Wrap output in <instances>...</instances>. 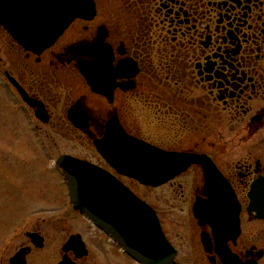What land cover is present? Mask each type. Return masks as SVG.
<instances>
[{"label": "flooded vegetation", "instance_id": "obj_1", "mask_svg": "<svg viewBox=\"0 0 264 264\" xmlns=\"http://www.w3.org/2000/svg\"><path fill=\"white\" fill-rule=\"evenodd\" d=\"M118 1L115 21L95 0L91 19H74L41 51L0 25V79L14 110L29 111L38 128L65 124L86 143L92 158H78L113 173L156 211L177 262L264 264V0ZM20 89L42 104L45 122ZM150 119L164 137L143 132L138 121ZM111 121L168 152L205 155L218 172L212 185L200 163L156 187L119 175L96 147ZM185 177L190 191L177 216L134 189L183 190L177 181Z\"/></svg>", "mask_w": 264, "mask_h": 264}, {"label": "water", "instance_id": "obj_2", "mask_svg": "<svg viewBox=\"0 0 264 264\" xmlns=\"http://www.w3.org/2000/svg\"><path fill=\"white\" fill-rule=\"evenodd\" d=\"M94 0H0V24L26 48L41 51L50 46L77 17L91 19ZM99 75V74H98ZM97 76V75H95ZM95 91L98 82L91 80ZM23 98L36 107L38 117L46 121L40 102ZM102 156L118 173L145 185L157 186L180 174L192 163L203 165L212 185L217 170L205 156L168 152L129 137L116 122L107 125L106 136L96 143ZM56 164L67 181L70 201L96 227L109 235L139 264H180L176 251L166 239L155 211L109 172L70 155H61ZM232 205V204H231ZM235 210L237 223L238 207ZM197 205L194 210L197 211ZM250 209L259 212L261 204L252 202ZM26 236L36 248H42L44 237L37 232ZM75 259L88 254L80 234H72L62 245V258L57 264H77ZM29 247H22L9 258V264H27Z\"/></svg>", "mask_w": 264, "mask_h": 264}, {"label": "rangeland", "instance_id": "obj_3", "mask_svg": "<svg viewBox=\"0 0 264 264\" xmlns=\"http://www.w3.org/2000/svg\"><path fill=\"white\" fill-rule=\"evenodd\" d=\"M98 3L102 5V12L109 8L111 19L115 21L119 1L98 0ZM6 51L5 46L0 50L4 59ZM0 67L4 68L3 63H0ZM7 67L10 66L7 64ZM13 107V100L4 89L1 78L0 264H9V258L22 247L30 248L26 256L27 264H57L62 256L63 243L69 235L76 233L82 235L88 248V254L79 260V264H137L107 235L73 209L65 181L54 164L62 154L91 159L92 150L86 143L76 139L75 134L68 133L65 124L52 121L38 128L29 111L24 117L22 112ZM153 121L138 122L143 132L153 139L164 137L161 134L163 129L157 127L159 123ZM225 125L228 128L236 126L235 123ZM225 131L226 137H230L231 133ZM168 134L175 138L172 129L168 130ZM177 182L183 184V190L177 185L156 189L137 186L134 189L148 202L163 208L167 214L174 213L177 216L186 210L180 196L183 194L188 197L190 191V182L186 177ZM161 197L166 203H162ZM30 231H36L44 237L42 248H35L30 243L26 236V232Z\"/></svg>", "mask_w": 264, "mask_h": 264}]
</instances>
